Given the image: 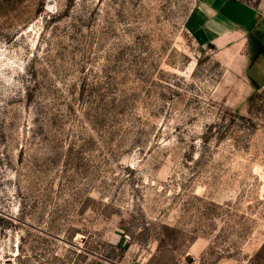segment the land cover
Segmentation results:
<instances>
[{"label":"rangeland","instance_id":"obj_1","mask_svg":"<svg viewBox=\"0 0 264 264\" xmlns=\"http://www.w3.org/2000/svg\"><path fill=\"white\" fill-rule=\"evenodd\" d=\"M198 2L0 0V264H264V93Z\"/></svg>","mask_w":264,"mask_h":264},{"label":"crops","instance_id":"obj_2","mask_svg":"<svg viewBox=\"0 0 264 264\" xmlns=\"http://www.w3.org/2000/svg\"><path fill=\"white\" fill-rule=\"evenodd\" d=\"M192 22L236 81L235 108L246 105L254 92H264V0H199Z\"/></svg>","mask_w":264,"mask_h":264},{"label":"trees","instance_id":"obj_3","mask_svg":"<svg viewBox=\"0 0 264 264\" xmlns=\"http://www.w3.org/2000/svg\"><path fill=\"white\" fill-rule=\"evenodd\" d=\"M262 93V92H261ZM264 93V92H263ZM255 94H259L258 92H254L253 94H251L248 98H247V101L248 100H250V101H252L253 100V98H254V95Z\"/></svg>","mask_w":264,"mask_h":264}]
</instances>
